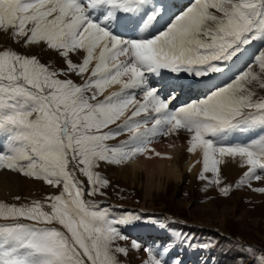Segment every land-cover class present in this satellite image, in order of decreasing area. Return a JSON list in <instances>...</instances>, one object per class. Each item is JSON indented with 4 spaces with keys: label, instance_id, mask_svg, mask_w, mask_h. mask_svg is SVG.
Segmentation results:
<instances>
[{
    "label": "snow or ice",
    "instance_id": "6c2138e0",
    "mask_svg": "<svg viewBox=\"0 0 264 264\" xmlns=\"http://www.w3.org/2000/svg\"><path fill=\"white\" fill-rule=\"evenodd\" d=\"M0 31L55 50L66 65L0 49V170L61 189L43 201L0 202V220L10 221L0 222V264H121L129 248L116 241L137 225L168 235L147 247L130 241L146 253L142 264H184L173 251L217 247L171 231L168 217L114 215L93 199L110 185L101 164L160 157L153 142L182 131L188 153L201 155L200 180L227 196L221 166L231 160L246 169L235 186L264 193L252 186L264 180V96L252 87L264 88V0H0ZM196 86L202 98L172 106ZM237 133L249 138L233 142ZM227 251L242 253L233 264L245 256L264 264V248Z\"/></svg>",
    "mask_w": 264,
    "mask_h": 264
},
{
    "label": "rangeland",
    "instance_id": "374dc122",
    "mask_svg": "<svg viewBox=\"0 0 264 264\" xmlns=\"http://www.w3.org/2000/svg\"><path fill=\"white\" fill-rule=\"evenodd\" d=\"M5 42L0 44V49L11 47L21 54L36 55L42 63L57 69L54 59L48 54L50 51L55 53L54 50L47 49L45 46L41 50H39V47L25 48L20 43L14 42L13 39ZM168 75L170 74L168 73ZM76 77L75 75V79L74 76L72 79L77 83L82 82L80 78L76 79ZM60 78L63 79L64 77L61 76ZM252 87L256 91L257 96H264V88H260L257 84H253ZM194 92H199L198 94L202 98L203 93L199 90V86L195 87ZM197 99L200 98L196 97L193 101ZM112 127L115 126L113 125ZM236 135L241 134L237 133ZM160 139L162 138L158 140ZM119 140L117 137L109 141V143L116 144ZM115 169V167L107 164H101L98 169L101 175L110 181L108 187L101 189L105 195L93 197L96 201L101 202V208H110L114 215L135 212L144 217L171 216L174 221L178 222L173 221L171 229L193 234L197 240L208 241L215 239L219 241V245L211 250L188 248L173 251V257H176L178 253L184 264H204V261L209 258H212L210 264H233V258L237 255H242V253L227 251V249L233 247V243L264 248V193L254 192L247 185L237 188L235 186L236 182L243 172L232 179H225L222 175L221 186L232 185L230 193L224 196L219 192L218 186L210 185L208 181L200 180L198 178L200 172L194 177L186 173L184 181L180 183L181 185L178 184L176 186L174 182H169L167 186L164 184L163 188L156 189L152 187L149 191L145 187L146 178H144V175H140L139 183H136L135 186H130V183L122 182L115 178ZM11 173L12 176L8 183L10 188L7 187L0 192V202L20 205L30 203L33 200L43 201L47 196L58 194L61 190L58 187L46 184L42 180L24 177L22 174L13 171ZM6 175L8 174L0 170V177H5ZM206 175L209 178L212 177V173H206ZM79 178L84 181L87 187L86 178L83 176H79ZM252 186L253 188L264 187V180L252 181ZM16 197L20 199L17 200ZM198 221L206 225L195 223ZM0 222L8 223L10 221L0 220ZM138 226L143 227L146 225H137L136 227ZM123 230L127 234L145 237L143 235V230L145 229L143 228L133 231L125 228ZM158 234L154 231L153 236L148 237L151 243L153 241L163 242L167 240L166 233L161 232L159 234V236H163V239H161V236L156 238L155 236ZM131 240L132 238L129 237L128 241H116L117 244L129 248V254L127 256L118 254V259L121 264H142L144 260L142 254L144 252L132 249L130 247ZM147 246L150 245L145 247ZM144 257L146 258L145 254ZM244 261L245 264H251L250 258L247 256L244 257Z\"/></svg>",
    "mask_w": 264,
    "mask_h": 264
},
{
    "label": "bare ground",
    "instance_id": "6f19581e",
    "mask_svg": "<svg viewBox=\"0 0 264 264\" xmlns=\"http://www.w3.org/2000/svg\"><path fill=\"white\" fill-rule=\"evenodd\" d=\"M178 2L184 6H187L190 3V0H178ZM9 39H12L10 33H7L6 36V33L0 31V44L4 43L6 40ZM42 47L43 46H39V50H41ZM48 54L51 56V58L54 59L57 69L66 67L63 59L59 57L56 51L55 53L54 52L52 53V51H50L48 52ZM73 59L75 61L76 57H73ZM73 76L75 79V74L70 75V78H73ZM165 76H168L167 72ZM78 78L79 77L77 76L76 79ZM114 90H116V88L109 89V91H114ZM191 90L194 92L195 87H193ZM106 94L107 92L105 93V95ZM100 98L102 99L103 97ZM118 138L120 140H123L126 139L127 137L126 135H122ZM187 139H188V134L183 131L178 136L174 135V136L162 138L160 140L157 139L158 141L157 140L154 141L152 146L157 151H159L162 154V156L160 157L153 156L151 159H147L143 156H140L125 165H121L117 167L113 166L116 168L115 178L118 179L119 181L130 183L131 184L130 186L133 185L135 186L136 183L140 182V175H144L145 176L144 178H146L145 187L150 191L152 187L156 189L163 188L164 184L167 186L169 182H174V184H176L177 186L178 184L184 181L186 173L187 174L189 173L191 177L196 176L197 173H199L202 169V163L198 162L201 161V155L199 152L188 153ZM3 144L4 141L2 138H0V147H2ZM169 145L172 146L169 147ZM245 170L246 169H243L239 166L238 162H234L231 160L227 161L225 164L221 166V172L223 177H225V179L235 178ZM3 172L8 175H6L5 177H0V192L5 190V188L7 187L10 188L8 183L12 176L11 175L12 171L10 170H3ZM168 218H170V220L173 219L171 220V223L174 221L173 217L170 216ZM195 223L199 225H206L201 223L200 221ZM171 231L175 232L177 230L171 229ZM145 232L146 231L143 230L144 233L143 235L146 236ZM166 239H168L167 234H166ZM148 243H151V241ZM144 254L146 255V253ZM144 254H142L143 259H146L144 257Z\"/></svg>",
    "mask_w": 264,
    "mask_h": 264
}]
</instances>
